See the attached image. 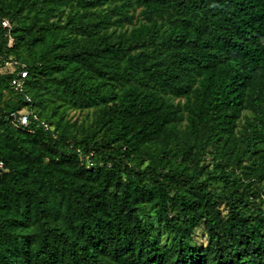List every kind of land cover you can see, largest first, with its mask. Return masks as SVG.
<instances>
[{
    "label": "trees",
    "instance_id": "16d2710c",
    "mask_svg": "<svg viewBox=\"0 0 264 264\" xmlns=\"http://www.w3.org/2000/svg\"><path fill=\"white\" fill-rule=\"evenodd\" d=\"M10 58L0 264H264V0H0Z\"/></svg>",
    "mask_w": 264,
    "mask_h": 264
},
{
    "label": "built area",
    "instance_id": "2783aa9c",
    "mask_svg": "<svg viewBox=\"0 0 264 264\" xmlns=\"http://www.w3.org/2000/svg\"><path fill=\"white\" fill-rule=\"evenodd\" d=\"M3 27L10 29L11 25L9 21H4ZM4 68H9V71L6 73L15 74L11 82L15 92L20 97H22L25 102L31 104L32 97L27 92V80L29 77V72L26 69V65L20 63L19 61L10 59L5 62ZM9 118L16 128H29L31 126H36L38 128L43 127L46 130L49 129V125L42 121L38 114L31 109L12 112ZM0 168H3L2 162H0Z\"/></svg>",
    "mask_w": 264,
    "mask_h": 264
},
{
    "label": "rangeland",
    "instance_id": "374dc122",
    "mask_svg": "<svg viewBox=\"0 0 264 264\" xmlns=\"http://www.w3.org/2000/svg\"><path fill=\"white\" fill-rule=\"evenodd\" d=\"M27 53L25 54V56ZM15 57V56H12ZM27 57H29L27 55ZM10 59H15V58H10ZM5 67V66H4ZM0 68V73H6L9 71V68ZM48 109L47 111H49ZM61 111H64L65 118L71 123H77L78 126H81L83 124L87 125L92 119V111L88 110H76L72 108H63ZM248 112H245V115H247ZM264 207V203H263ZM141 217L144 220V222L149 225L150 227H157L158 226V215L156 213L155 208L151 206H147L144 208V210L141 212ZM164 234V233H163Z\"/></svg>",
    "mask_w": 264,
    "mask_h": 264
}]
</instances>
